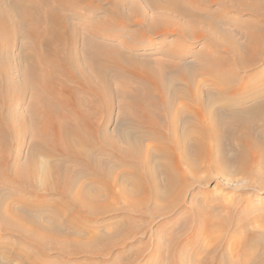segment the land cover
<instances>
[{"label":"bare ground","instance_id":"obj_1","mask_svg":"<svg viewBox=\"0 0 264 264\" xmlns=\"http://www.w3.org/2000/svg\"><path fill=\"white\" fill-rule=\"evenodd\" d=\"M121 1L115 3L118 8L126 6L128 0ZM197 1L210 9L218 6L214 15L223 18L222 25L213 23L212 26L209 17H189L188 21L182 22L177 18L176 11L163 9L153 2L150 7L159 12L148 18L139 3L129 0L128 22L131 24L134 21L137 29L117 36L113 34L115 30L112 26L116 14L114 5L107 8L109 14L91 18L94 22L92 27L81 28L73 20L90 17L82 16L75 10L74 0H0V147L6 148L2 151L8 152L10 137L13 138L16 133L12 129L14 110L11 109L19 104L27 92H31V123L17 121V125H21L20 131L31 130L44 152L70 160L75 166L65 167L62 159L54 165L57 173L65 170V176L54 183L60 192L61 202H69L68 208H62L65 212L62 224L65 227L77 225L81 235L84 234L82 229L85 231L88 227L106 225L108 222L101 220L106 215H115L108 223L113 230L106 234L90 232L88 240L83 236L74 240L66 235L64 239L51 238L52 248L49 250L43 234L45 226L37 222L34 213L38 212L37 206L35 208L31 201L23 198L25 201L21 206L13 208L16 213L14 217L19 216L22 220L16 219L22 222L26 218L34 225L32 230H26L28 227L25 229L20 222L4 215L3 206L8 201L6 197L1 198L0 224L6 228L5 231L13 230L18 238L17 251L15 255L14 252L12 254L14 258H19L23 264H68L81 256L89 258L83 264L132 263V257L135 261L147 250L146 243H141L133 252L129 249L132 242L137 243L136 234L144 232L146 228L136 227L134 216L143 220L150 216L171 220V216L176 214L171 221L186 227L229 228L264 221V201L256 202L254 199L257 196L255 192L264 193V0H250L249 3L248 0ZM169 2L173 3V0ZM229 12L247 15L246 21H239L242 37H245L243 43L224 29L225 25L239 26ZM178 13L184 15V12ZM207 26L212 27L208 30ZM81 31L85 32L81 34ZM147 33L159 37L177 35L186 40H203L204 43L198 52L189 53L185 50V42L181 44L175 39L172 47L157 48L147 54H139L135 50L126 53L114 43L121 42L131 47L138 41H144L151 46L154 42L144 36ZM20 37L32 44L24 49L21 57V64H25L24 72L16 84L6 65L7 56ZM131 40L136 42L132 43ZM152 55H163L168 59H153ZM139 56L144 58L138 59ZM189 57H193L195 62L188 61ZM255 70L258 71L254 75H245ZM201 75L217 80L215 91L206 83L202 84L203 81L198 79ZM197 80L202 85H197ZM116 81L119 83L113 87ZM180 99L188 100L191 104L183 109L176 108ZM115 102L118 103L120 118L131 122L119 124L111 133L106 124L114 112ZM196 103L195 110L193 104ZM5 108L8 116L3 115ZM185 111H190L195 119L190 117L189 121L185 114L181 117L184 126L189 128L187 132L171 128L168 121L159 118L170 115L179 117ZM154 116L156 119H153ZM131 123L132 126H128ZM70 133L79 137L86 148H95V155H110L109 159L113 158L115 163L105 167L102 158L76 153L72 150L74 142ZM147 140L157 144L156 151L160 158L154 165L143 156V146ZM109 141L113 148L111 152L105 147ZM40 148L34 147L32 152ZM4 158L8 159L7 156ZM15 158L18 160L19 156ZM2 161L3 158H0V183L3 186L11 185L3 182L16 181L24 192L34 189L27 180L29 175L21 167L12 170L15 176L13 180H7L5 176L9 167L6 166L7 161H3L4 164ZM183 166H186V171ZM114 168H126L122 178L118 179L117 175L114 182L121 183V190L127 195L124 199L134 204L128 205L131 210L119 206L117 209L116 203L111 202L100 204L103 194L115 198L110 194L112 189L105 192L104 187L115 174ZM76 169H79L77 178H93V193L84 188L79 196L73 194L75 181L70 175ZM230 172L240 176L239 180L245 184L230 188L232 193L242 191L246 196L239 201L231 195L227 197L219 193V187L214 190L207 188L215 177L228 178ZM201 173L204 175L201 176ZM125 182L132 189H127ZM13 193L17 194L15 191L10 194ZM159 200L164 202L162 206L158 204ZM50 230L48 232L51 233ZM175 237L172 234L169 240L173 241ZM67 244H73V249L69 250ZM254 245L250 244L246 249L250 253L244 264H249L255 256ZM154 247L159 249V242L156 241ZM47 250L60 257L49 258ZM116 250L118 252L111 257ZM0 251L6 255L8 247L2 246ZM168 252L174 259V252L171 249ZM0 264L3 263L0 261ZM260 264H264V256Z\"/></svg>","mask_w":264,"mask_h":264},{"label":"rangeland","instance_id":"obj_2","mask_svg":"<svg viewBox=\"0 0 264 264\" xmlns=\"http://www.w3.org/2000/svg\"><path fill=\"white\" fill-rule=\"evenodd\" d=\"M116 1L122 2L121 0H85V2H81L80 0H78V1L74 0L73 6H74L75 10L79 11L82 14V16H89L90 18L86 19L85 17H83V18L75 19L73 21L76 24H78V26L81 28H90L94 24V22L91 18H101L102 16H104L105 13L109 14L108 13L109 10H107V8H110L114 5L113 9L115 10L116 14H114L113 17H115L114 18L115 20H114V22H112L113 29L115 30L113 32V34L115 33L117 36H121L122 34L123 35L126 34L127 30H132V31L136 30L137 26L134 23L133 19H132L133 23L130 24L128 22L129 21L128 13H130V11H129V8L127 5H128L129 0L126 3V6H124V7L120 6L119 8L116 6L117 4H115ZM130 1H133V2L135 1V2L139 3L140 9L144 10L148 14V16H147L148 18L155 16V12H159V11H154L150 7V6H152L150 3L153 2V3H158L159 5H161L163 7V9L167 8L170 11H172V10L174 12L176 11L177 12L176 14L178 16L177 18L181 19L182 22L188 21L190 19L189 17H191L192 19L209 17L210 20L212 21V24L218 23L220 26L222 25V19L223 18H221L218 15L217 16L214 15L215 14L214 12L216 11L215 8H217L218 6H213V8L211 7V9H210L209 7L199 5L198 4L199 1H197V0H173V3L169 2V0H130ZM249 2H251V1L248 0V3ZM89 5H91L92 7H89ZM93 9H96V10L92 11ZM178 12H184L185 17L182 13H178ZM63 13H69V12L64 11ZM228 14L231 16V18L235 17V18H233V20L235 21L234 23L237 22L236 24H238L239 26H234L232 24L230 26L225 25L224 29L228 30L233 36L236 37V39H238L239 41H241L243 43L245 37H242L243 36L242 31L243 30L241 27V23H239V21L240 22L246 21L244 19H247V15L240 16L235 12H229ZM172 15H175V13H173ZM211 15H214V16L212 17ZM219 21H220V23H219ZM12 22H13V24H12L13 26L12 25L11 26L14 27V21L12 20ZM212 26H214V24ZM212 26H207L206 29L210 30ZM227 28H230V29H227ZM82 32L84 33L85 31H81V34H82ZM108 33L109 32H107L106 35H108ZM144 36H146V38L148 37V39L150 37V39H152L154 44H152L151 46H148L147 43L144 41L143 42L138 41L140 43L139 44L138 42L131 40L132 43L136 42V44H135L136 46L133 44L134 47L133 46H131V47L127 46L126 47L125 45L121 44L120 40H117L120 42V44H118L117 42H114V43L117 46H120L119 48L121 50H124L126 53L128 52V50H131V51L135 50L134 52H139V54H141V53L147 54L148 52H150V50L152 51V50H155L157 48L161 50L163 48L172 47L173 43H175L176 40L179 41L181 44H184L183 42H185V44H186L185 48L186 49L185 48L184 49L187 50L189 53L190 52H198L200 49H202L203 43H204L203 40H201V41L200 40L195 41L192 39L186 40L184 38L182 39L181 37H178L177 35H165V36L159 37V36H153V35H150V33H147V35L145 34ZM218 37H222V36H218ZM240 37H242V38H240ZM31 44L32 43L24 40L23 37H20L17 40V44L11 48V52L7 56L8 61H7L6 67H8L10 69V74L12 76H14V83H16V84L20 82L22 72H24L23 68H24L25 64H21L22 63L21 57L24 54L25 47L31 46ZM21 47L23 48L22 51H21ZM152 57H153V59H155V58L156 59H162V60L168 59V58H165L163 55H152ZM142 58H144V57L143 56L138 57V59H142ZM188 61L195 62V59L193 57H189ZM154 64L155 63H153V65ZM257 71L255 70V71H253V73L248 72L245 75L251 76V74L254 75V73H256ZM198 79L200 81H203L202 84L206 83L207 86L210 87L211 90L215 91L214 89L217 86L216 84H218L216 79L205 76V75L199 76ZM199 80H197V85L200 86L202 84H200ZM116 83H119V82L116 81L115 84L113 83V87L116 86ZM10 95L12 97H14L12 94H10ZM12 97H10V99H13ZM32 100H33V98L31 96V92H27V94H25V96L19 100L20 101L19 104L16 107H13V109H11V110H14L13 119L11 121V123H14V124H12V129H15L16 133H15V136H13V138L10 137L9 148L7 150L8 152L4 153L2 150L6 149V148L2 147V146L0 147V158H3L4 162L7 161L6 166L9 167L8 175L5 176L7 178V180H13V178L15 176H14V173L12 170H15L16 167H21L22 169L25 170V173L29 175V178L27 180L33 186L34 189H30L31 191L29 190V191L24 192V189L19 185L18 182L16 183V181L15 182H11V181L3 182V181H1L4 184H11L12 185V186L11 185H9V186L4 185L3 186L0 183V199L1 198L3 199L6 197V199L8 201V202L5 201L6 205L4 204V206H3L4 215L8 218L11 217V219L13 218V219H15V221L17 220L18 222H20V224L23 228L26 229V227H28L26 230H32L34 225L32 223H29V221L26 220V218H25V221L23 218V221L26 224L23 221L22 222L19 221L18 219L22 220L21 217H19V216L14 217L15 216L14 214H16V213L13 211V208L20 207L23 201H25V200L31 201L34 204L35 208L37 206L36 209L38 212H34L36 215L37 222L40 223L41 225L45 226V229L43 230V232L44 231L45 232L43 234L46 236V242H47L46 244H47L49 250H51L50 247L52 248V245L50 243L51 238L55 239V237H57L59 239H64L66 237H70V239L73 238L74 240H77L78 238L82 239L81 236H83V238L88 240L91 236V235H89L90 232H92L91 234L96 233L98 235H104V234H106L105 232H108L109 230H113L110 226H108V223L112 222V220L115 218V215H110V214L106 215V217L101 220L104 222H108L106 225L103 223L100 226L97 225L98 227H96V226L88 227V229H87L88 232H87V230L84 231V229H82V231L84 232L85 235L83 233L81 235H79V232H78L79 228L77 225H75V227H74V225H73V227H68V226L65 227L62 224V221H63L64 216H65V214H63L64 210L62 208L63 207L68 208L69 202H63V201L61 202L60 192L57 191V188L55 187L54 183H55L56 179H59V177L65 176V170L63 169V171L57 173V171H55V169H54V165L61 162L60 161L61 159H62V162H63L65 167L66 166H74L73 165L74 163L71 162L70 160L63 159L62 157L51 155L47 151L44 152V150H42L40 148L41 147L40 144H38L36 142V139L33 138L31 130L26 129V131L25 130L20 131L21 128H19V127L21 125H17L18 124L17 121H19V122L22 121L21 123L26 122L28 124L31 123L29 107H30V104H32ZM188 104H191L190 101L188 102V100L186 101L184 99H180L176 103V106H177L176 108L180 107L183 109V107L185 105H188ZM193 105H194V109L196 110L197 103L193 104ZM118 109H119L118 103L115 102L114 112L109 117L108 124H106V128H108V130L111 133H114V131L116 130V128L119 124L122 125V124L127 123V122H128V124H130V122H131V121L129 122V120L123 121L119 116V110ZM4 114L8 116V111H6V108L3 110V115ZM183 114L186 115V117L189 119V121L191 119L195 121V119L193 118V115H192V113H190V111H185V113H182V115L179 117L176 115H170V116L159 117V118L162 120L168 121L170 123L171 128L174 127V128L179 129V131H181V132H187L189 130V128H186L184 126V124H183L184 122H182V119H181V117H184ZM190 117H191V119H190ZM25 118H26V120H25ZM153 119H156V116H154ZM15 122H16V124H15ZM128 126L131 127L132 123H131V125H128ZM124 128H128V127H124ZM8 129H10V128L8 127ZM70 137H71L72 141L74 142L73 143L74 146L72 147V150H75L76 153H80L83 155L87 154L89 156L94 155V156H97V158H102V159H104V162H105L104 166L105 167H109L113 163H115V161H113L114 160L113 158L109 159L110 155H108V157L101 156V155H95L96 154V151L94 150L95 148H93V149L86 148L85 145L81 144L79 137H77L76 135L70 133ZM194 137L196 139L199 138L198 136H194ZM110 144H111V142L109 141V143L105 147L108 148V150L110 149L109 151L111 152V150L113 148L111 147ZM37 146L40 148L41 151L39 150V151H36L35 153H33L32 152L33 148L37 147ZM156 147H157V144L153 140L145 141L144 146H143V149H144L143 150V156H144V158H147L148 160L150 159V161H152V165L156 164L157 161H159L158 159L160 158L159 157L160 155L158 156V152L156 151ZM94 151H95V153H94ZM5 156H7L8 159L5 160V158H4ZM16 156H19L18 160H15ZM30 160H32V162ZM3 161H2V163L4 164ZM110 161H113V162L110 163ZM183 169L186 171L187 170L186 166H183ZM78 170L79 169H76L75 172L71 173V175H70V178L75 181L73 188H72L73 194L76 196H79V193H81L84 190V188L87 189L88 191L91 190L90 192L93 193V186H95L94 183L91 182V180L93 178H89V177L77 178L76 175H77ZM124 171L126 173V168L125 169L124 168H114L115 174H113V177L111 178V180L107 181L108 184H104V187H106L105 192L109 191L111 188L112 192H114V194L112 192H110V194L115 198L112 199L111 197L103 194L102 196H100V200H101L100 204H106V203L111 202V203H116L117 209L119 207L121 209L125 208L124 210H128V209L131 210L132 209L131 207H128V205H130V204L132 205L133 203L131 201L128 202L124 199L127 195H124V192L121 190V188H122L121 183H115L114 182V179L116 178L115 176L118 175V179L122 178L121 176L124 175L123 174ZM120 174H122V175H120ZM200 175L203 176L204 174L201 173ZM229 175L230 176L228 178H224V179H219V178L215 177L208 184L207 188L209 190H214V189H217L219 187L220 188L219 193H222V194L224 193L227 197L228 196L230 197V195H231V197L234 200L239 201L243 197H246V196L245 195L243 196L242 191L232 193V190L230 188H232V187L237 188L238 186H241V185H242L241 187H243V185H245V184H243V182L241 180H239L240 176H236L234 172L233 173L230 172ZM1 179H3V178H1ZM228 179H230V180H228ZM231 179H234V181H232ZM125 186H127L126 188L129 190L132 189L131 188L132 186L127 182H125ZM7 188H9V189H7ZM61 189H63V188H61ZM14 191L18 195L14 194V193L10 194ZM249 193H252V192H249ZM7 194L10 196H7ZM20 194H22V195H20ZM255 195H257L254 198V199H256L255 200L256 202L257 201L260 202V200L264 201V193L255 192ZM23 198L25 200H23ZM58 199L60 200L61 203L59 202ZM132 199L133 198H131V200ZM59 203L62 204L63 206L60 207L61 205L59 206ZM158 204L160 206H162L164 204V202H161L159 200ZM132 206H134V204ZM9 208L10 209L12 208L11 210L14 213ZM158 208H160V207H158ZM144 211L146 212L145 209H144ZM23 212H25V211H23ZM164 212H166V211L164 210ZM10 213H13V214H10ZM176 216H177L176 214L171 216L172 217V218L170 217L171 220L175 219ZM16 218H18V219H16ZM134 218L136 219V222H135L136 227L137 226H145L146 228H145L144 232H141L140 234H136L137 243L132 242V241H135L136 239L130 240L133 245H131L129 247V249L131 251L135 250V249L140 247L139 245L141 243H146L145 249H147V250H145L144 255L141 256V258H139L135 261L133 260L134 257H132L130 259V260H132V263L129 262V264H209V263L210 264H214V263L215 264H234V262H235V264H244V263H246L245 261L247 260L248 254L250 253V252L248 253V251H247L248 246L250 244H255L254 248H253V250L255 249L253 252V256H254V253H255V256L254 257L252 256L253 258L249 264H260V261L264 256V241H263L264 240V221H259L255 224H252V225L247 224L245 226H232V227L229 226V228L228 227H225V228L220 227L219 228V227H212V226H208V227H205V226L204 227H196V226L186 227V226H183L180 224H176V222L171 221L168 218L166 219L164 217H154V216L151 217L150 216L149 219H147L148 218L147 217L145 220H143V218H140V217L136 218L135 216H134ZM167 220H170V221L167 222ZM50 223H52V225L48 226V224H50ZM53 226H55V227H53ZM59 227H61V228H59ZM9 228H11V227H9ZM54 228L56 231L54 230ZM4 229H6V228H4L0 224V248H2V246L8 247V252H7L8 254L5 255L2 253V251H0V254L2 253L0 255V261L3 264H23V262L19 258L16 259V257L14 258L12 255L13 252L15 255V253L17 251V246H18L17 236H14L15 234H13V232H12L13 230L9 229V230L5 231ZM49 230L51 231V233L48 232ZM52 230L54 231V233ZM57 230H59V231L57 232ZM141 231H143V230H141ZM54 234H56L57 236ZM172 234H174L176 236L175 240H173V241L169 240V238ZM65 235H66V237H65ZM254 240H256L255 241L256 243H251V241L254 242ZM156 241L159 242V244H160V247H159L160 250L158 248L156 249L154 247V244H156ZM5 243H9L10 245L7 244L9 246H6ZM16 244H17V246H16ZM99 247H102V245H99ZM67 248L69 250L73 249V244L72 245L70 244L69 246L67 244ZM170 249L175 254L174 259L171 258V255L168 252V250H170ZM10 250L12 251V253ZM49 250H47V253L49 252ZM118 250H116L113 253V255H111V257L114 256L115 253L118 252ZM176 252H177V254H176ZM10 253H11V255H10ZM22 254H24V253H22ZM48 254L50 255L49 258L56 259V258L60 257V256H58L59 254H56L55 252H52V253L49 252ZM132 254L134 256V253H132ZM9 255H10V257H9ZM8 258H9V260H8ZM88 260H89L88 257L81 256L78 258H74L73 260H71L70 262H67V263L68 264H83L86 261L88 262ZM208 260H209V262H208ZM215 260H217V262ZM6 261H7V263H6Z\"/></svg>","mask_w":264,"mask_h":264}]
</instances>
